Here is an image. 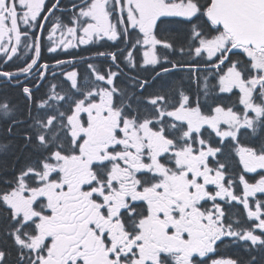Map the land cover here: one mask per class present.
I'll use <instances>...</instances> for the list:
<instances>
[{
    "label": "snow or ice",
    "instance_id": "obj_1",
    "mask_svg": "<svg viewBox=\"0 0 264 264\" xmlns=\"http://www.w3.org/2000/svg\"><path fill=\"white\" fill-rule=\"evenodd\" d=\"M0 264H264V0H0Z\"/></svg>",
    "mask_w": 264,
    "mask_h": 264
},
{
    "label": "trees",
    "instance_id": "obj_2",
    "mask_svg": "<svg viewBox=\"0 0 264 264\" xmlns=\"http://www.w3.org/2000/svg\"><path fill=\"white\" fill-rule=\"evenodd\" d=\"M83 70V69H82ZM4 92H7L9 94H14L13 90L12 89H4L3 90ZM228 254L229 255H232V250L228 251Z\"/></svg>",
    "mask_w": 264,
    "mask_h": 264
}]
</instances>
